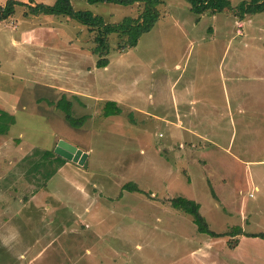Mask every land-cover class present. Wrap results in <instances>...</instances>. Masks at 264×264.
Here are the masks:
<instances>
[{"label":"rangeland","instance_id":"374dc122","mask_svg":"<svg viewBox=\"0 0 264 264\" xmlns=\"http://www.w3.org/2000/svg\"><path fill=\"white\" fill-rule=\"evenodd\" d=\"M248 1L198 15L164 0L137 46L110 37L106 69L97 31L74 19L21 4L0 21V109L14 121L0 135V264H264V243L240 236L230 248L236 238L199 233L165 201L194 192L213 231L264 232V113L228 98L264 91V12L243 14ZM71 2L111 24L142 12ZM108 99L121 115L104 117ZM61 100L86 120L69 124ZM60 141L85 164L56 152ZM131 182L143 192L123 190Z\"/></svg>","mask_w":264,"mask_h":264},{"label":"trees","instance_id":"16d2710c","mask_svg":"<svg viewBox=\"0 0 264 264\" xmlns=\"http://www.w3.org/2000/svg\"><path fill=\"white\" fill-rule=\"evenodd\" d=\"M90 4H114L124 7L133 6L135 4H141L142 12L139 16H126L121 22L111 24L105 21L104 16L100 14H94L90 10H77L72 4L71 0H56L52 5H44L41 3L26 4L20 3L15 0H8L4 6H0V21L5 20L12 16L17 5L27 6L28 13L34 15L45 14L48 16H66L70 19H74L81 24L87 26L90 31L96 32L97 46L94 49L95 54L98 55L99 60L96 61V66L99 69L107 68L109 66V59L106 57L110 53V37L112 35H118L120 42L119 48L126 49L128 47L137 46L141 36L150 32L157 23L160 15L158 12V6L164 3V0H87ZM190 4V8L193 13L201 15L204 12L220 13L232 6L231 0H187ZM241 12L257 14L264 12V0H251L248 2H242L240 4ZM60 108L66 111L69 124L73 126H79L82 124L86 117L76 119L72 116V104L67 101L61 100L59 102ZM104 117L118 116L122 113V108L116 101H107L103 107ZM8 120L10 121L8 124ZM13 117L5 110L0 109V135L7 134L10 130V123H13ZM123 190L130 193L143 191L133 182L124 185ZM166 202L174 209L182 210L188 213L197 227L199 233L208 235L210 237L224 238L230 237L236 238L234 243L232 241L227 242L228 247L234 248L238 245V237L248 236L252 238L264 239V232L246 234L243 232L241 226H234L231 230L225 233H217L213 231L206 218L202 215L200 204L187 197H171L166 198Z\"/></svg>","mask_w":264,"mask_h":264},{"label":"crops","instance_id":"0c3cea01","mask_svg":"<svg viewBox=\"0 0 264 264\" xmlns=\"http://www.w3.org/2000/svg\"><path fill=\"white\" fill-rule=\"evenodd\" d=\"M96 68H97V66H96ZM97 69H99V68H97ZM104 69H106V68H104ZM237 73H239V71H235L233 74H237ZM233 74H231V75H233ZM240 80L241 79H236V80H234L235 82L236 81H238V82H240ZM256 81L260 84V85H264V78L263 79H256ZM250 84H254V83H250ZM235 89V91L237 92V93H234V92H232V93H229V94H231V95H229L228 96V98H229V106H233L234 107V104H236L237 103V105L239 104L238 103V101L239 100H241V99H243V100H248L247 101V104L249 105L250 104V102L251 103H253V104H255V102L256 101H258V102H260L261 103V105H259V104H255L257 107H262V108H257V109H255L254 110V106L252 107V108H250L249 109V107H247V110L250 112V116L251 117H254L255 116V112H262V113H264V104L261 102V100L264 98V91L262 92V93H260V92H257V90H245L246 92H247V94L248 95H242L241 96V93H238V92H244V91H242L241 90V88H234ZM205 96L203 97V95H202V97L204 98L203 100H205V102H206V100H208L209 99V94H204ZM183 96V95H182ZM240 96L242 97V98H240ZM175 97H176V95H175ZM212 98H214L213 96H212ZM178 100L177 101H180V96H178V98H177ZM235 100H238V101H235ZM107 101H116V100H114V99H108V100H106V102ZM10 102V101H9ZM117 103H118V101H116ZM204 102V104L206 105V103ZM14 105H16L15 103H14ZM188 105H190V102L188 103ZM188 105H187V107H188ZM122 108V107H121ZM141 109V108H140ZM251 110V111H250ZM141 110H138V109H136V112H138V113H141L140 112ZM121 115V114H120ZM178 115V114H177ZM119 116V115H118ZM261 116V115H260ZM260 116H256L257 118L258 117H260ZM110 117H115V116H110ZM110 117H107V118H110ZM263 121H264V119H263ZM230 130V129H229ZM142 150H143V147L141 148ZM171 176H169V178H170ZM185 187H187V186H185ZM190 188V187H189ZM191 189V188H190ZM192 191H193V189H192ZM138 193V192H137ZM194 192H191V194L190 195H192L191 197L189 196V197H187V198H190V199H193V200H197V198L195 197V193L193 194ZM243 237H247V236H243ZM250 238H252V237H250ZM255 240H257L258 242H262V243H264V239H262V238H254ZM263 254V253H262ZM257 258H264V254L263 255H261V256H259V257H257ZM187 262H189V261H187Z\"/></svg>","mask_w":264,"mask_h":264},{"label":"water","instance_id":"95a60500","mask_svg":"<svg viewBox=\"0 0 264 264\" xmlns=\"http://www.w3.org/2000/svg\"><path fill=\"white\" fill-rule=\"evenodd\" d=\"M56 152L60 153L67 160L85 164L87 153L73 146L72 144L60 141L57 145Z\"/></svg>","mask_w":264,"mask_h":264}]
</instances>
